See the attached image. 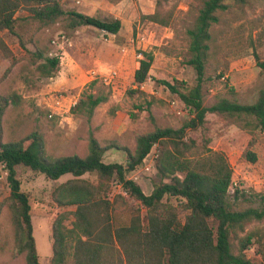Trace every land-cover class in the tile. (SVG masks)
I'll return each mask as SVG.
<instances>
[{"label": "trees", "instance_id": "1", "mask_svg": "<svg viewBox=\"0 0 264 264\" xmlns=\"http://www.w3.org/2000/svg\"><path fill=\"white\" fill-rule=\"evenodd\" d=\"M163 1L156 0V6L161 7ZM249 1H200L185 30L186 64L194 70V83L176 78L158 81L177 97L175 101L190 116L177 127L156 126L138 134L133 147L115 139L89 136L84 155L51 157L38 129L3 141V116L9 107L21 106L23 97L17 91L0 92V164L6 170L9 187L8 196L0 201V214L7 210L14 231L13 254L21 256L23 264L41 263L33 236L30 196L21 190L18 166L49 180L70 175L50 193L51 202L59 211L50 225L49 264H256L245 254L253 244L255 253L264 259V225L247 228L253 221L264 220V198L260 206L236 209L229 199L233 170L227 156L212 149L209 139L199 141L189 136V132L204 126L208 113L243 118L247 126L264 129V58L255 49L253 57L262 76L256 99L251 103L239 102L230 88L229 95H216L210 105L203 102L205 85L212 80L206 66L215 40V26L223 13ZM19 10L26 13L17 15ZM145 17L162 25L171 19L170 14L162 18L157 10ZM57 23L68 32L92 26L115 35L121 28L119 18L101 19L66 9L61 0H0V31L14 36L23 50L20 57H15L0 37V52L12 59L9 67L22 62V68L31 74L47 78L57 74L58 59L48 55L50 44L48 49L40 42V35ZM139 53L142 57L133 73L135 88L129 90L132 94L144 93L140 86L148 78L153 61L151 52ZM2 79L0 76V82ZM108 95L84 90L71 108L72 113L90 118L96 107L108 100ZM154 102L151 96L145 109L149 111ZM154 145L155 179L151 192L145 194L126 174L142 167ZM110 149L123 151L125 163L105 162L104 153ZM244 155L251 162L256 160L251 150ZM114 184L120 187L119 191L114 192ZM238 192L235 188L234 195ZM127 207L128 219L122 223L117 216ZM71 217L68 226L66 221Z\"/></svg>", "mask_w": 264, "mask_h": 264}, {"label": "rangeland", "instance_id": "2", "mask_svg": "<svg viewBox=\"0 0 264 264\" xmlns=\"http://www.w3.org/2000/svg\"><path fill=\"white\" fill-rule=\"evenodd\" d=\"M201 0H164L161 7L156 0H61L66 9H74L101 19L119 18L121 28L115 35L92 26H82L79 34L68 32L60 23L45 30L40 35V42L49 49L51 37L59 31L65 32L73 42L68 53L59 65V70L68 64L79 68L85 74L77 79L75 86L65 87L59 80V70L52 77H40L22 68V62L13 66L11 57L6 58L0 52V92L17 91L23 97L19 107H9L2 119V140H15L38 129L43 134L46 152L51 157L76 153L84 155L87 151L89 136L97 139H115L129 147L134 146L135 137L156 126L177 127L189 118L188 111L177 103L173 94L159 83V80L176 78L190 84L195 81V73L186 64L188 37L185 33ZM159 11L162 18L171 15L169 23L162 25L153 22L146 15ZM19 10L16 14H24ZM2 37L15 57H20L23 50L14 36L0 31ZM214 42L211 44L206 72L212 78L205 85L203 102L210 105L216 95H229L233 90L236 100L242 103L253 102L258 93L262 76L255 64L253 50L264 58V0H251L242 7H234L221 15L220 22L214 29ZM80 53H76L78 48ZM71 48H74L71 54ZM76 49V51H75ZM153 54V61L148 78L141 84L144 93H129L133 90V73L139 51ZM138 66V64H137ZM114 68L118 75L112 79V86L106 84L101 74ZM95 71L96 75L91 74ZM217 74H222L217 78ZM66 77V76H65ZM93 85H90L91 83ZM84 90L109 93L108 100L98 105L92 117L78 116L64 111V119L54 113L57 120L48 119L45 104L55 103L54 95L58 92L67 95L64 110L70 102H76ZM155 98L146 110V102ZM172 101L174 103L172 104ZM45 106V105H44ZM141 106V107H137ZM71 110V111H70ZM177 111H180L178 113ZM247 126L243 118L208 113L202 128L189 132V136L199 141L209 139V146L221 150L227 156L232 167V184L229 199L236 209L257 207L264 198V129ZM157 150V147H155ZM251 150L256 160L251 162L244 153ZM150 156L141 168L126 174L133 178L145 194L152 190L155 169ZM105 162L125 163V153L115 149L104 153ZM17 175L21 181V190L28 192L31 205L33 236L41 264H49L51 256L50 225L59 209L53 205L50 193L55 185L68 178L64 175L58 180H49L43 174L18 166ZM87 176V175H84ZM94 176H90L93 178ZM235 188L239 192L234 195ZM114 192L120 190L114 184ZM9 194L6 174L0 167V201ZM130 205L133 202L129 201ZM144 210L141 209V214ZM129 209H124L117 220L124 223L128 219ZM71 217L66 224L70 226ZM261 222L253 221L247 228L262 227ZM13 226L7 210L0 214V264H23L21 256L13 254ZM253 244L246 251V256L256 264H264L255 253Z\"/></svg>", "mask_w": 264, "mask_h": 264}, {"label": "built area", "instance_id": "3", "mask_svg": "<svg viewBox=\"0 0 264 264\" xmlns=\"http://www.w3.org/2000/svg\"><path fill=\"white\" fill-rule=\"evenodd\" d=\"M71 40L70 38L67 36V34L63 31H59L56 32L50 39V49L48 51V55L50 57H56L59 61V65H62V60L64 58V56L67 54V47L71 46ZM95 71H92L91 74H95ZM96 75V74H95ZM118 75V72L116 69L114 68H110L108 69V71L104 74H101L103 81L106 84H110L112 79L116 78V76ZM54 100L56 101V104L54 103H46L43 100V106L41 107L42 109H47V116L49 118L53 117L54 113H57L56 115H60V120L59 122L63 121L64 119V111H69L70 107L72 105L75 104V102H70L69 106H67V110H64L63 107V103L64 101H66L67 99H69L66 95L58 92L57 95H54ZM174 103V101H172V104ZM45 105V106H44ZM178 113H180V111H177ZM155 147H157V145H154L150 152L146 155V157L143 160V164H145L144 162L146 161V159L148 158V156L151 155V159L150 162L154 167V161L157 157V150H155ZM0 167L2 169V171L4 172V174H6V170L4 168L3 164H0ZM136 177L134 176L132 179H135Z\"/></svg>", "mask_w": 264, "mask_h": 264}, {"label": "crops", "instance_id": "4", "mask_svg": "<svg viewBox=\"0 0 264 264\" xmlns=\"http://www.w3.org/2000/svg\"><path fill=\"white\" fill-rule=\"evenodd\" d=\"M81 32H82L81 30H76L74 33L79 34ZM71 42H73V41L71 40ZM69 47H71V46H69ZM73 49L74 48L70 49L71 54L72 53L74 54ZM79 50L80 49L78 48L76 53H80ZM75 51H76V49H75ZM67 53H68V48H67ZM137 64L138 63H136L135 69L137 68ZM59 75L60 76L58 78H59V80L62 81V83H65V87H74L76 85L74 83L75 82L74 76H77V79H79V78H82L85 74L83 73V71L81 69H79V68L77 69V68H75V66L68 64V66H65V68L62 67L59 70Z\"/></svg>", "mask_w": 264, "mask_h": 264}]
</instances>
